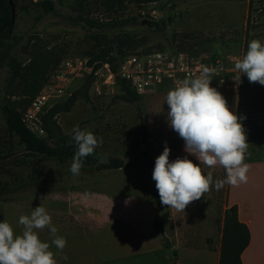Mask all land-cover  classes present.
Returning a JSON list of instances; mask_svg holds the SVG:
<instances>
[{"label":"rangeland","instance_id":"1","mask_svg":"<svg viewBox=\"0 0 264 264\" xmlns=\"http://www.w3.org/2000/svg\"><path fill=\"white\" fill-rule=\"evenodd\" d=\"M167 1L138 4L117 0H13L18 19L16 33L23 40L18 44L8 37L0 42V105L8 98L24 114L31 104L24 90L25 80L38 82L39 93L52 92L59 84L57 71L67 60L74 61L73 70H63L62 81L65 85L70 81L69 92L52 98L40 114L44 131L40 137L53 147L63 146L59 139L65 136L75 143L72 129L79 125L81 130L91 131L102 140L96 150L106 163L113 158L124 163L118 170H81L79 176L71 173L56 176L70 172V165L44 161L26 152L18 139L11 137L0 110V179L28 181L31 174H36L35 183L27 191L0 195V217L12 225L14 234L22 233L19 217L30 215L39 205L45 207L55 223L71 228L80 226L76 217L84 216L85 211L70 210V204L82 201L80 195L73 198V194L83 192L82 196L100 194L114 201L139 198L153 207L155 221L158 219L160 223V229H156L154 221V228L163 236L164 245L183 244L211 251L221 246L222 253L225 221L233 213L227 202L228 184L220 190L213 184L209 192L184 211L162 205L160 197L159 204L154 202L156 182L146 154L155 163L167 142L170 161L190 155L184 144L176 149L179 135L168 124L169 108L165 103L168 91L184 78H167L154 93L143 95L141 102L130 103L111 72L110 56L90 38L95 30L81 20L109 22L138 17L141 24L111 34L123 41L124 59L133 54L140 57L182 54L187 59L199 60L202 68L212 70L210 86L231 95L226 102L237 115L240 82L236 76L242 74L234 71V64L246 54L251 40L259 39L264 44V0H175L161 13L160 8ZM47 2H52L57 12L37 21L39 7ZM161 20L169 23L164 33L147 28ZM17 59L28 60L19 74L12 70L17 67L14 65ZM239 117L247 136V157L252 148L264 145V114ZM201 167L205 175L212 173L213 181L226 177L223 167L220 170ZM52 175L54 178H50ZM230 189L233 192L235 186L230 185ZM45 229L38 230V235ZM177 231L191 240L182 243L169 240Z\"/></svg>","mask_w":264,"mask_h":264},{"label":"clouds","instance_id":"2","mask_svg":"<svg viewBox=\"0 0 264 264\" xmlns=\"http://www.w3.org/2000/svg\"><path fill=\"white\" fill-rule=\"evenodd\" d=\"M234 71L246 76L250 83L264 86V44L259 39L248 43L246 54L234 64ZM242 75H237L236 80L241 82ZM212 77V70L204 67L198 77H186L169 90L165 98L170 128L183 139L185 152L199 161L194 163L187 156L170 161L171 149L167 142L155 160L152 179L156 182L160 202L177 211H184L190 203L201 199L213 184L220 190L225 184L237 186L248 179L245 163L248 142L242 118L231 111L223 95L210 86ZM72 139L77 151L69 171L79 176L83 158L93 155L102 140L91 131L81 130L79 125L73 127ZM218 164L225 170L226 177L213 181L212 173L205 175L201 165L212 168ZM19 224L23 226L22 233L14 234L9 222H0V264H57L50 244L41 241L38 230L48 228L54 237L52 245L60 251L67 241L57 235L58 229L45 207L39 205L30 215L20 216Z\"/></svg>","mask_w":264,"mask_h":264},{"label":"crops","instance_id":"3","mask_svg":"<svg viewBox=\"0 0 264 264\" xmlns=\"http://www.w3.org/2000/svg\"><path fill=\"white\" fill-rule=\"evenodd\" d=\"M248 155L247 182L239 183L233 192L228 185L227 202L237 209L240 222L249 230L242 264H264V145L252 148ZM187 156L196 160L193 155ZM213 168L220 170L222 166ZM76 193L73 198L80 195L82 201L71 203L70 210L85 211L84 216L76 217L80 226L71 228L52 220L57 235L66 238L63 251L52 245L54 237L48 228L39 236L42 242L50 244L57 264H220L221 246L211 251L173 245V259L163 244V236L155 231L153 207L139 198L114 201L100 194ZM98 198L108 200L100 202ZM169 240L182 243L191 239L177 231Z\"/></svg>","mask_w":264,"mask_h":264},{"label":"trees","instance_id":"4","mask_svg":"<svg viewBox=\"0 0 264 264\" xmlns=\"http://www.w3.org/2000/svg\"><path fill=\"white\" fill-rule=\"evenodd\" d=\"M120 3L135 2L138 4H149L159 2L161 0H117ZM56 8L52 2H47L39 7L37 21L42 20L46 15L56 13ZM76 21L78 19H73ZM17 17L15 15V4L13 0H0V42L4 39L11 37L16 43H20L23 40V36L16 33ZM80 21V20H78ZM86 26L90 28L92 35L90 38L96 43V46L102 49L107 56H110L109 64L111 72L116 76L117 83L121 86L122 90L126 93L127 100L130 103H138L143 99V95L137 93L132 85L121 79L119 76L120 68L124 61V55L122 52L123 41L118 37L112 36V32L130 26H137L140 23L138 17H129L126 19H119L109 22L96 21L92 19H84ZM80 21V22H81ZM167 20H161L153 22L149 27L150 31L155 33H164L168 27ZM173 44V41H168ZM17 67L12 70L19 74L22 66L28 62L27 59H17ZM25 91L31 98V102L38 95L41 87L40 84L32 79L25 80ZM225 99L231 96L229 93H221ZM30 102V103H31ZM29 103V104H30ZM237 116H253L264 114V86L259 83H250L246 76L242 75L240 82V93L237 101ZM0 110L5 117L7 129L11 134V137L18 139L23 149L33 155L41 157L44 161H54L60 164L72 163V158L77 151V145L70 140V137H61L59 140L63 146L53 147L44 138H41L31 132L23 122V113L20 111L10 99L4 98L0 105ZM146 136V135H145ZM184 144L182 138L179 137L176 149H180ZM148 165L154 170L155 163L146 154ZM83 168L87 172L101 171V170H118L123 168L124 163L119 158H113L108 163L105 162V157L95 149L93 155H89L83 158ZM71 172L57 173L56 176H63ZM31 179L28 181L13 179L1 180L0 179V195H10L27 191L35 181L36 174L30 175ZM50 178H54L53 175ZM154 202L159 204V194L154 187ZM233 208L232 216L227 215L225 221V240L224 247L221 253L220 264H242L241 255L247 248L250 240L248 228L242 224L238 218V211ZM0 222L3 219L0 217ZM155 228L160 229V223L158 219L155 221ZM166 248L171 246L166 242Z\"/></svg>","mask_w":264,"mask_h":264},{"label":"built area","instance_id":"5","mask_svg":"<svg viewBox=\"0 0 264 264\" xmlns=\"http://www.w3.org/2000/svg\"><path fill=\"white\" fill-rule=\"evenodd\" d=\"M75 68L74 61L67 60L56 73L59 82L52 92H41L31 102L29 108L23 114V122L26 127L39 136L44 133L40 123V114L50 104L52 98L63 96L70 90V81L65 85L63 70L70 71ZM202 65L199 60L187 59L185 55H129L123 61L119 76L128 81L135 91L141 95L152 94L161 87L167 78L198 77L202 73ZM113 74V73H112Z\"/></svg>","mask_w":264,"mask_h":264},{"label":"water","instance_id":"6","mask_svg":"<svg viewBox=\"0 0 264 264\" xmlns=\"http://www.w3.org/2000/svg\"><path fill=\"white\" fill-rule=\"evenodd\" d=\"M175 2V0H168L161 8H160V12H164L167 8H169L173 3ZM169 255L174 259L176 257L175 251L172 248H168L167 249Z\"/></svg>","mask_w":264,"mask_h":264}]
</instances>
